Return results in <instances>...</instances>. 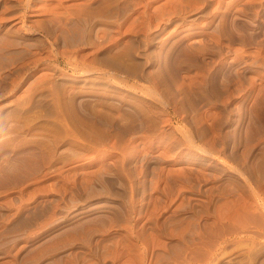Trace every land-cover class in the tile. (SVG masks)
<instances>
[{"label": "rangeland", "instance_id": "rangeland-1", "mask_svg": "<svg viewBox=\"0 0 264 264\" xmlns=\"http://www.w3.org/2000/svg\"><path fill=\"white\" fill-rule=\"evenodd\" d=\"M0 264H264V0H0Z\"/></svg>", "mask_w": 264, "mask_h": 264}]
</instances>
